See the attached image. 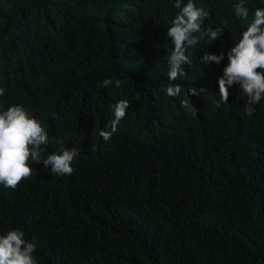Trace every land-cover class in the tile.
<instances>
[{
  "label": "trees",
  "instance_id": "trees-1",
  "mask_svg": "<svg viewBox=\"0 0 264 264\" xmlns=\"http://www.w3.org/2000/svg\"><path fill=\"white\" fill-rule=\"evenodd\" d=\"M239 2L193 0L202 29L224 32L169 81L175 0H0V111L40 122L41 160L57 140L78 150L70 176L30 160L31 177L0 185V235L22 231L37 264H264V97L248 117L234 84L217 107L228 52L264 8L243 0L242 21ZM207 53L223 58L205 65ZM120 100L130 107L105 142Z\"/></svg>",
  "mask_w": 264,
  "mask_h": 264
},
{
  "label": "clouds",
  "instance_id": "clouds-1",
  "mask_svg": "<svg viewBox=\"0 0 264 264\" xmlns=\"http://www.w3.org/2000/svg\"><path fill=\"white\" fill-rule=\"evenodd\" d=\"M174 7L179 11L166 32L174 46L167 58L169 81H176L187 75L184 66L191 67L193 64L190 49H194L201 40L212 44L218 37H222L224 32L220 27L202 29L201 25L209 13L196 7L193 0H188L187 3L175 0ZM232 7L237 18L248 20L249 9L245 7L243 0ZM222 58L223 53L220 56L207 53L200 61L207 65L209 61L219 63ZM227 58L223 76L217 79L220 97L217 107L221 103H227L229 87L237 84L246 98L245 113L251 117L254 113L252 105L264 97V72L258 71L264 70V8H256L246 30L230 48ZM112 83L113 81L105 79L103 86L106 88ZM115 87H120L119 80L115 81ZM164 91L169 97H177L182 89L179 84H169ZM199 91L206 90L201 88ZM190 93L199 95L195 91ZM3 95L4 89L0 88V96ZM188 106V102L181 101V107ZM129 107L127 100H120L111 105L113 119L108 124L109 130H100L98 133L105 142L117 131ZM56 142L60 145L59 154L53 153L41 160V152L44 151L42 145H47L49 138L40 122L31 117L21 105H12L0 111V185L14 190L22 180L31 177L33 169L29 165L30 160L35 163L42 162L45 168L51 166L50 172L57 176L72 175L74 169L71 163L78 155V150L65 148L63 140ZM34 251L35 243L26 241L24 233L18 229L0 235V264H37L33 258Z\"/></svg>",
  "mask_w": 264,
  "mask_h": 264
}]
</instances>
